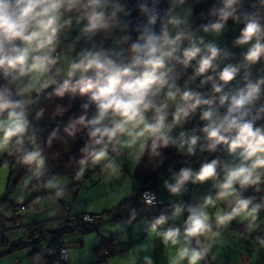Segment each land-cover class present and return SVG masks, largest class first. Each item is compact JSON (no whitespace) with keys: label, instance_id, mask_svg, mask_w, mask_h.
Returning <instances> with one entry per match:
<instances>
[{"label":"clouds","instance_id":"obj_1","mask_svg":"<svg viewBox=\"0 0 264 264\" xmlns=\"http://www.w3.org/2000/svg\"><path fill=\"white\" fill-rule=\"evenodd\" d=\"M180 2L183 3V0ZM239 2L240 0H224V6L218 13L214 12L219 17L218 22L205 27L204 32L219 34L229 19L240 23L241 17L236 14L237 9L234 7ZM108 5L109 0H0V75L8 80L9 85H16L15 91L9 87L0 89V148H8L12 153L13 146H16V150L23 153L19 157L21 163L35 165L37 169L43 168L45 164L41 150L27 151L23 148L30 126L26 109L33 103V92L40 93L42 89L54 83L50 74L58 63V58L53 56L58 33L63 26L72 22L69 17L61 24L62 17L65 13L76 11L77 22L87 21L82 32L93 33L108 27L106 20ZM260 5L264 7V0H260ZM119 10L120 5H115L111 16L114 17ZM154 19L153 17L150 23H153ZM262 21L264 14L259 11L243 14V28L235 43L240 46L248 45L244 53L247 64L257 63L264 58ZM169 22L179 21L173 18ZM181 38V35H177L170 39L167 31L162 37H155L148 32L141 36L143 43L133 44L131 51L135 54L133 66L140 65L144 70L139 79L123 84L120 89L117 87L121 83L120 77L130 74L131 67H126L123 71L115 70L111 61L102 59L99 54L91 53L84 54L78 63L70 64L67 73L69 77L76 71L95 70L97 78L104 79L103 85L91 79H81L70 89L75 92L78 88L81 94L91 93V99L97 105V115L93 119L87 120L81 116L75 122L89 128L91 141L81 149L85 155L79 161L80 165H86L89 160L95 164L107 159L109 145L115 143L123 147L121 136H127L132 145L139 143L141 149L145 148L147 140L151 139V150L156 155H159L156 152L158 147H167L170 143L180 149L187 145V152L194 153L200 137L187 136L182 132L179 138L174 140L169 132L175 124L185 121L198 106L211 105L213 101L202 99L190 90L181 92L175 86L174 78L170 77L171 69L166 68V59L171 58L177 51L176 45ZM17 41L22 42L24 46L18 45ZM165 45L171 46V50L165 51ZM221 51L217 46L209 44L206 45L205 54H201V47L193 43L184 49L181 62L187 66L199 56L196 74L201 75L210 69L215 70L214 62L221 56ZM223 55L227 56L228 53L224 52ZM59 71L57 68L56 73ZM238 71L237 67L228 65L220 71L219 79L227 84L235 78ZM105 73L107 75H103ZM261 84H264V79L258 81L256 85L248 84L246 92L241 91L238 95L232 96L227 115L220 116L211 108L201 114V119L207 121L202 129L207 148L214 150L217 145H226L229 153L236 155L239 162L224 165L222 179L219 178L217 171L219 161L213 159L202 164L195 172L190 168L181 169L179 175L175 177L174 184L166 182L165 186L169 193L179 195L189 182L203 184L209 180L216 181L213 185L216 188L214 195L205 196L201 205L187 209L189 215L185 220L183 232L180 228L173 227L160 231V226L167 220L164 215H160L151 224L149 231L156 233L165 247L171 246L176 250L170 264H181L184 261L187 264H198V261L206 257L209 248L200 247L199 237L212 232L210 221L213 217L207 209L215 207L218 201H224L230 210L217 209L214 214L217 226H225L241 214L248 220L247 226L250 230L256 226L258 214L264 205H253L251 198L242 196V191L253 187L259 192L261 190L259 186L264 184V129L254 127L260 113H264V105L258 109L256 116L246 119L250 115V109L246 106L258 98ZM69 88V81H65L57 95H63ZM164 88H167L166 101L175 102L171 124H166L169 115L166 111L168 103L164 102L157 106L150 99V95H155ZM215 91L220 92L221 87H215ZM228 99L227 95L221 96L220 103L224 104ZM150 110L153 115L148 117L146 114ZM73 127L74 125H70L69 129H66L69 135L73 134L71 131ZM55 135L53 132L52 136ZM141 137L144 139L140 140ZM31 139L34 141V137ZM48 186L53 187L54 184L49 182ZM146 203L150 205L152 201L148 200ZM183 211L182 205H176L173 218L178 217ZM212 235L218 233L212 232ZM194 239L197 247L192 246ZM145 259L146 264H152L150 258Z\"/></svg>","mask_w":264,"mask_h":264},{"label":"crops","instance_id":"obj_2","mask_svg":"<svg viewBox=\"0 0 264 264\" xmlns=\"http://www.w3.org/2000/svg\"><path fill=\"white\" fill-rule=\"evenodd\" d=\"M187 1L188 12L192 14L191 0ZM117 4L120 5L121 10L117 11L115 16L112 17L111 12ZM179 4L180 0L168 1L167 12L169 13V8L172 7L174 9V18L179 22L175 23L176 26L172 28V23L166 19V25L163 29L168 31V35L171 36L170 39L175 38L177 35H181L182 38L176 45L178 53L176 51L171 58L166 59V68L169 69V65L174 58L178 59L180 61L178 82L181 88L184 91L190 90L194 93L206 92L205 99L212 100L213 103L211 105L198 106L185 121L175 124L171 128L169 135L174 140H177L182 132L187 136L196 135L200 139L195 146L192 157L187 152V145H185L184 149H180L177 145L170 143L177 150L180 158L168 167V173L155 185L157 196L162 201V204L139 205L133 209V214H129L131 210L122 209L121 214H129V216L126 220H120L119 222L117 221L121 216H118V210L112 219L104 216L96 220L93 223L94 231L91 230L92 232L90 233H88L89 231H81L82 234L79 235L76 232L68 231L56 237L49 229L52 230L63 226L66 213L64 204H67L74 212L100 213L118 208L128 198L136 195L141 185L133 175L146 147L141 149L139 143L132 145L127 136H121L120 140L123 147L118 144L121 154L114 152L109 154L107 159L92 164L86 170L89 174V180H84L79 187L70 185V177L64 176L49 178L45 183L44 190H39L29 184L26 173L24 179L19 180L7 194L6 186L9 167L7 163L1 161L0 264H58L42 252L47 242L54 238H58L59 242L67 250L64 264H146L145 258H150L152 264H170V260L175 256L176 250L171 246L165 247L159 236L149 231L151 224L160 215H164L167 220L164 225L160 226V231L173 227L180 228L181 232H183L185 220L189 215L187 209L201 205L205 196L214 195L216 188L213 185L216 181L209 180L203 184L189 182L179 195L170 194L165 186L166 182L174 184L175 177H177L175 172L181 171L183 168H190L194 172L197 171L198 161L207 149V141L204 139L202 131L207 121L201 119L202 112L211 108L222 116V108L230 107L232 96L238 95L241 91L246 92L248 84L256 85L258 81L264 79V58H261L257 63L247 64L244 60V53L247 51L248 45L240 46L233 41L237 39L233 35L236 28L235 23L225 26L219 34L206 33L204 30H200L192 14L190 15V23L186 27L175 10V8L179 7ZM129 12V7L125 1L109 0L108 15L106 16L108 27L98 29L89 34L100 39V44L108 42L115 36L124 38V33L129 26L127 18ZM261 14H264V11ZM77 15L76 11L70 14L65 13L61 20V24H63L64 20L71 17L72 22L70 25L63 26L58 33L56 48L60 53L57 57L58 63L53 70L56 73V69H60L59 73H56L57 80L53 79L56 83L68 76L71 55L78 51L79 43H82L81 37L84 33L82 28L87 24V21L80 20L77 22ZM143 19L151 35L155 37L163 36L162 31L161 33L153 32L148 17L145 16ZM193 43L201 47V54H205L206 45L209 44L215 45L222 50L221 56L214 62L216 65L215 70L210 69L204 74L197 75L196 69L199 56L187 66L181 62L184 49L190 47ZM231 45L234 47L233 51L231 50ZM164 50H171V46L165 45ZM224 52H227L228 55L224 56ZM63 60L66 61V66L62 63ZM228 65L237 67L239 71L231 82L225 84L219 79V73ZM91 77L93 76L84 79H90ZM207 77H211V79H207ZM12 87L15 91L16 87L14 84ZM215 87H221V91L216 92ZM166 91L167 88H164L159 93L150 95V99L157 106L164 102L168 103L169 107L166 111L169 115L166 124H171V113L175 110V102L166 101ZM225 95L229 99L224 104H221L220 98ZM262 105H264V84L260 85L258 98L254 99L252 104L246 107L250 109V115H254L257 114L258 109ZM146 115L151 117L153 112L150 110ZM262 121H264V118L255 123L254 127L264 129ZM143 139V137L140 138V140ZM150 141L151 139L147 140V145ZM7 149L0 148V159L3 158V154ZM221 149L224 160L218 167L220 179L224 175V165H234L239 162L236 155L229 153L226 145L222 144ZM100 163H103L102 180L96 171L97 165ZM49 182H52L54 186L49 187ZM242 196L244 198H253L248 194H244L243 191ZM176 205H182L184 211L178 217L173 218ZM140 207L142 208L140 209ZM217 209L222 211L230 210L224 201H218L212 210L211 208L207 209L213 217L210 221L212 223V232L218 233V235H212V232H208L199 237L201 241L200 247H208L209 252L203 260L198 261V264H264V248H262L264 247V239L258 241L259 236L253 234L254 228L250 230L247 226L248 222L244 218L241 219V222L234 219L225 226H217L214 221V214ZM17 220L20 225L15 224ZM49 221H52V224L48 225L47 231L38 239L36 250L29 251L24 247L12 248L11 241L20 240L23 237L25 225H41ZM121 221H124V223ZM117 227L123 228L125 231L123 233L117 231L115 236L114 230ZM192 246L197 247L195 239ZM260 248L262 250H259ZM103 250H108V255L100 254ZM245 252L249 255L248 259L242 257ZM181 264H187V262L184 261Z\"/></svg>","mask_w":264,"mask_h":264},{"label":"trees","instance_id":"obj_3","mask_svg":"<svg viewBox=\"0 0 264 264\" xmlns=\"http://www.w3.org/2000/svg\"><path fill=\"white\" fill-rule=\"evenodd\" d=\"M253 5H255V7H253ZM223 6L224 0H191V11L200 30H203L212 23L218 22L219 17L217 14H214V12L218 13V10ZM234 7L237 9L236 14L241 17V22L236 23L234 20L229 19L225 26L235 23L236 28L233 35L238 38L240 30L243 28V14L256 11L262 13L264 7H261L260 0H240ZM127 18L129 26L124 33V44L129 53L132 52L131 48L133 44L138 42L141 44L143 43L140 37L144 36L146 32L149 33V31L141 15H136L130 11ZM16 43L18 44L19 41ZM123 69L124 68H120L118 71H123ZM143 70L142 66L137 65L135 69H131L130 74L121 76V83L117 86L118 89L122 88L125 83H130L139 79ZM90 76L97 78L95 70H91V72L84 77L74 74L72 77H68L54 85L48 86L42 89L38 94L41 98L35 107L33 103L27 106L30 126L28 134L24 139L23 148L27 151L33 149L41 150L45 159V164L43 168L40 169H37L35 165H26L20 162L19 157L23 153L18 152L16 146H13L12 153L7 149L3 154V158L0 159V162L4 161L9 167L6 194L19 180L26 176L28 171H45L50 178L64 176L72 178L78 174L85 173L93 164L91 160L84 166L79 163L85 155L81 149L89 145L91 141L89 137V128L75 122L78 121L81 116L86 117L87 120L93 119L97 114V105L92 101L91 93L81 94L78 88L75 92L70 90L71 87H75L81 79ZM98 80L101 81L100 85H103V77H100ZM65 81H69V90H65L63 95H57L58 90L64 85ZM4 87H9L14 91L12 85H9L8 80L0 75V89ZM85 105H87V107H85ZM256 115L257 114L249 116L253 117ZM261 115H264V113H260V116ZM70 125H74L71 129L73 132L72 135H69L66 131V129H69ZM53 132L56 133L55 136H52ZM33 137L34 141L31 139ZM151 144L152 140L146 146L133 175L141 185L140 190L136 195L124 201L119 208H116L117 210L123 209L127 201L136 197L142 190L151 187L156 188L155 185L157 182L168 173V167L179 160L180 155L171 144L167 147H158L156 152H158L159 155H156L151 150ZM116 148L117 144L115 143L109 145V154L116 152ZM82 167L83 171L81 172ZM243 192L253 197V204L264 203V191H262V189L257 192L253 187H248L244 189ZM46 231L47 230L44 232ZM49 231L52 232L50 229ZM18 247L21 246H12V248Z\"/></svg>","mask_w":264,"mask_h":264},{"label":"built area","instance_id":"obj_4","mask_svg":"<svg viewBox=\"0 0 264 264\" xmlns=\"http://www.w3.org/2000/svg\"><path fill=\"white\" fill-rule=\"evenodd\" d=\"M130 11H132L134 14L142 15L145 13L149 20H152L154 17V22L151 23V27L154 33H161L162 29L166 25V16L168 11V1L169 0H124ZM100 39L95 38L92 34L89 33H83L81 37L82 43H88V44H97L99 43ZM59 50L56 48V51L53 53L54 57H58ZM169 69H171L170 77L174 78V83L177 88L180 89L181 92L184 90L181 88L178 80H179V69H180V62L178 59H173L169 65ZM54 70V68H53ZM202 99L206 98V92H200L197 93ZM229 107L222 108V116L227 115ZM252 117L248 116L246 119H251ZM261 118H264V116H260L258 120L255 121L257 123ZM105 123H108V121H105ZM255 126V124H254ZM222 144L217 145L216 149L209 150L206 149L203 156L198 161V169L201 167L204 163H209L213 159H217L219 161V165L223 162V152H222ZM116 152L121 154V150L118 147L116 148ZM194 153L189 154L190 157H192ZM96 171L98 173L99 178L103 179V163H100L97 165ZM218 171V168H217ZM178 176L180 171L175 172ZM27 177L29 184L33 187L38 188L39 190H44L45 183L50 178L48 173L45 171H28ZM89 177V174L87 172L78 174L74 177L69 178L70 185H75L79 187L82 182ZM147 194V195H146ZM151 200L152 203L150 205H160L162 204V201L158 198L156 193V188L151 187L148 189L142 190L136 197L131 198L127 201L124 208L126 211L133 209L139 205H149L146 203V201ZM64 207L66 209L65 213V220L62 227H57L52 229V232L56 237L61 235L63 232L66 231H90L94 229L93 223L96 220H99L106 216L105 212L100 213H87V212H74L72 211L67 204H64ZM117 209H110L107 211L108 214L111 216H115L117 213ZM16 225H20V222L17 220L15 222ZM52 221L46 222L45 224L36 225V224H30L24 226V235L20 240H13L11 241V246L13 245H20L21 247H24L28 249L29 251H33L37 249V241L41 237V235L44 233L45 230L48 229V225H51ZM1 239V234H0ZM42 252L48 257L54 260L58 264H64L66 261V255L67 250L66 248L59 242V240L53 239L51 241H48L47 244L43 247ZM108 250H103L100 254L102 255H108ZM244 259H248L249 255L245 252L242 256Z\"/></svg>","mask_w":264,"mask_h":264},{"label":"rangeland","instance_id":"obj_5","mask_svg":"<svg viewBox=\"0 0 264 264\" xmlns=\"http://www.w3.org/2000/svg\"><path fill=\"white\" fill-rule=\"evenodd\" d=\"M175 10L177 12V15L180 17L181 21L183 22V25L187 27L188 24L190 23V20H191L190 15H192V14H190V12H188L189 11L188 1L183 0V3L180 2L179 7L175 8ZM173 12H174V9L172 7H170L169 13L167 12L166 19H168L169 21L172 20L174 18ZM145 16L148 17L145 13H143L141 15V17H143V18ZM137 19H140V18H137ZM175 26H176L175 23H172V28H174ZM165 30L166 29L162 30L163 34H164ZM170 37L171 36H169V38ZM121 38H122V36H120V37L115 36L112 39L108 40V42H106V43H101V44L97 43L94 45L88 44V43H79L78 51L74 52L73 55H71V59L69 61H70V63H73V62L78 63L83 58L84 54L91 53L93 55L99 54L102 59L111 61L112 66L115 70H118L120 68H126V67H131V69H135L137 66V65L133 66V57L135 54L133 52L128 53V49H127L126 45L124 44V38H122V39ZM18 45H20L21 47L24 46L22 44V42H20V41H19ZM176 53H178V50ZM62 63L65 64V66H66L65 60H63ZM69 68H70V64H69ZM90 72H91V70H89L87 72L76 71L75 74H77L81 77H84V76L88 75ZM50 75H52V78L54 80H57V78H56L57 74L56 73L52 72ZM103 75H107V73H105ZM68 77L69 76H65L63 78V80L67 79ZM24 79H26V78H24ZM90 79L93 80L94 82H98L99 84L101 83V81L95 77H91ZM55 83L56 82L54 81V83H52V84H55ZM15 87H16V85H15ZM38 94L39 93H36V92L32 93V99H33V106L34 107L37 105L39 99L41 98ZM26 111H27L28 119H29L28 109H26ZM262 123H264V121H262ZM24 177L22 179H24ZM86 180H89V178L85 179V181ZM83 182H82V184H83ZM259 187H260V189H262V191H264V184H261ZM262 205H264V204H262ZM142 206H144V205H142ZM251 206L252 205H250V207ZM141 208L142 207H140V209ZM210 208L212 210L213 207H210ZM118 210H119L118 216H121V217L118 219L117 222H119L120 220H126L129 216V214H133V212H134V210H131V211H129L128 215H124L123 213L121 214L122 209L121 210L118 209ZM105 214H106V216H108L109 218L112 219L113 216H111L107 212H105ZM243 218H244V216H243V214H241V216L236 217V220L241 222V219H243ZM245 220L248 222L247 219H245ZM112 222H114V221L112 220ZM121 222L124 223V221H121ZM93 231H94V229H93ZM117 231L120 233H123V231H125V230L123 228L121 229V228L117 227L114 230L115 236H116ZM66 232H68V231H66ZM69 232H76V234H79V235L82 234L81 231H69ZM90 232H92V231L90 230L88 233H90ZM252 232L255 236H259V238L257 237L258 241H260L261 239H264V207L261 208V210L258 214V220L256 221V226L254 227ZM262 248H264V247H262ZM259 250H262V249L260 248Z\"/></svg>","mask_w":264,"mask_h":264},{"label":"water","instance_id":"obj_6","mask_svg":"<svg viewBox=\"0 0 264 264\" xmlns=\"http://www.w3.org/2000/svg\"><path fill=\"white\" fill-rule=\"evenodd\" d=\"M234 42L236 41V40H233ZM231 50L233 51L234 50V47H232V45H231Z\"/></svg>","mask_w":264,"mask_h":264}]
</instances>
